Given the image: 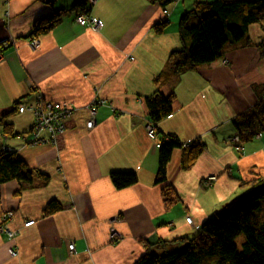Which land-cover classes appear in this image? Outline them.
<instances>
[{"label": "crops", "instance_id": "crops-1", "mask_svg": "<svg viewBox=\"0 0 264 264\" xmlns=\"http://www.w3.org/2000/svg\"><path fill=\"white\" fill-rule=\"evenodd\" d=\"M201 1L215 0H182L165 15L155 0H96L88 10L103 24L96 32L75 23L77 0H0V150L10 149L47 176L30 185H1L0 225L11 213L5 224L18 234L12 241L0 234V264H134L145 244L155 253L184 246L251 190L243 183L264 181V131L239 151L228 142L237 135V117L263 98L264 56L257 46L264 25H250L215 61L177 73L169 55L191 43L177 22ZM59 11L58 24L32 48L35 21ZM164 20V31L155 33L154 25ZM154 92L173 100L172 114L156 124L152 140L145 98ZM39 95L74 109L56 146L31 147L19 138L30 136L34 118L13 111L14 105L34 104ZM93 99L100 103L89 129ZM4 124L12 125V135L3 134ZM165 135L202 147L187 170V151H173L166 183L178 200L169 207L155 184L157 144ZM114 172H133L137 183L116 189ZM209 176L217 179L207 187L202 182ZM51 201L61 210L45 215ZM27 220L34 225L25 228Z\"/></svg>", "mask_w": 264, "mask_h": 264}, {"label": "trees", "instance_id": "trees-1", "mask_svg": "<svg viewBox=\"0 0 264 264\" xmlns=\"http://www.w3.org/2000/svg\"><path fill=\"white\" fill-rule=\"evenodd\" d=\"M164 10L173 3V0H155ZM75 8L79 14H88L90 6L88 0H77ZM61 11L46 15L33 24V38L47 33L60 21ZM190 16H198L195 26L187 27ZM169 22L161 21L154 25L155 33H161ZM252 24L264 25V0L198 2L188 13L179 20V31L189 36L191 43L188 48L173 51L169 55V62L175 72L180 73L187 69L209 64L220 58L227 43H236L246 34ZM261 57L264 56V39L257 46ZM173 95L164 96L154 92L146 97L147 120L156 124L172 114ZM264 94L255 107L241 114L234 121L237 137L240 144L253 140L259 132L264 131ZM19 103H15L17 110ZM3 134L12 135L10 124L3 125ZM176 149L187 151L182 168L192 167L202 147L198 141L181 143L174 135H165L158 143V166L155 175V184L161 185V194L166 207L178 200L173 188L166 183L167 166L172 153ZM47 176L36 169H31L20 159L15 152L7 153L0 150V187L2 184L16 180L26 185L35 180L46 179ZM110 180L116 189H124L137 183L133 172H114ZM242 185L251 190L236 198L229 206L215 217L207 220L200 228V234L186 239L187 244L174 250L155 253L145 244L146 252L134 264H264V220L257 217L260 203L264 202V181L255 180ZM61 210L57 201L49 202L45 215H51ZM244 236L241 250L238 251L235 239Z\"/></svg>", "mask_w": 264, "mask_h": 264}, {"label": "built area", "instance_id": "built-area-1", "mask_svg": "<svg viewBox=\"0 0 264 264\" xmlns=\"http://www.w3.org/2000/svg\"><path fill=\"white\" fill-rule=\"evenodd\" d=\"M182 0H173V3H177ZM96 0H88V5L92 6ZM167 15V11L163 12ZM75 23L91 29L92 31L99 32L103 28V24L93 19L89 14H78L74 19ZM29 45L32 48H36L38 46V41L36 39L30 40ZM3 47H0V61L3 59ZM100 103L96 99H93L90 104L87 106L90 114V121L87 123V128L91 129L94 124V117L96 114V105ZM17 113L22 114L24 112L31 113L34 118V122L32 128L30 130L29 138H25V141L30 146H36L40 144H50L56 146L58 143V139L64 134L67 121L72 116L74 109L72 106L68 104H59L51 101L45 100L41 95H39L34 104L28 105H18ZM154 123L147 120L146 121V132L147 136L155 140L156 139V130L154 128ZM230 144H232L237 151L241 149V144L239 143V139L237 137L231 138L228 140ZM158 146V144H157ZM7 153L10 151L8 148H3ZM214 176L205 177L203 179V184L207 187L211 186L215 181ZM12 216L11 213L3 215L2 224L0 225V234L5 235L9 241H12L18 234L17 230L9 229L5 222L8 218ZM186 221L188 224L192 223V219L190 217H186ZM34 220H27L24 223V227L28 228L34 225ZM115 234L111 233V238H114ZM68 249L71 253L74 251L73 243L68 245ZM9 254L11 256H16L17 251L15 249H10Z\"/></svg>", "mask_w": 264, "mask_h": 264}, {"label": "rangeland", "instance_id": "rangeland-1", "mask_svg": "<svg viewBox=\"0 0 264 264\" xmlns=\"http://www.w3.org/2000/svg\"><path fill=\"white\" fill-rule=\"evenodd\" d=\"M181 18V17H180ZM180 20V19H179ZM199 21V17L198 16H190L189 17V20H188V22H187V27H192V26H195L196 24H197V22ZM178 23V25H179V22H177ZM31 40H33V39H31ZM30 42V41H29ZM12 116V115H11ZM17 116V115H16ZM20 118V117H19ZM24 118L25 119H27L26 121H25V123H24V126H26L27 127V124H30L31 123V117L29 116V115H24ZM23 127V126H22ZM26 132V131H25ZM27 133V132H26ZM26 133H23V134H21L20 135V139L22 138H26L27 136H29L28 134H26ZM257 217L258 218H260V219H262V220H264V202H261L260 203V209H259V211L257 212ZM244 236L243 235H240V236H238L236 239H235V241H234V243H235V245H236V247H237V250L238 251H240L241 250V246H242V243L244 242Z\"/></svg>", "mask_w": 264, "mask_h": 264}, {"label": "bare ground", "instance_id": "bare-ground-1", "mask_svg": "<svg viewBox=\"0 0 264 264\" xmlns=\"http://www.w3.org/2000/svg\"><path fill=\"white\" fill-rule=\"evenodd\" d=\"M3 46H5V45H3V44H0V47H3ZM59 104H63V103H59ZM25 143H26V141H25ZM26 145H28L27 143H26ZM28 146H30V145H28ZM37 146V145H36ZM31 147H33V146H31ZM6 152V151H5ZM11 152H13V151H9L8 153H11ZM215 177V176H214ZM215 179H217L216 177H215ZM216 181V180H215ZM214 181V182H215ZM9 214V213H8ZM11 256V255H10ZM13 257V256H12ZM15 257V256H14Z\"/></svg>", "mask_w": 264, "mask_h": 264}]
</instances>
